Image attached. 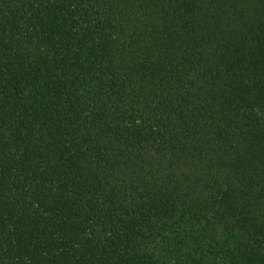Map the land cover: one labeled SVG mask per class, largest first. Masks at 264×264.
I'll use <instances>...</instances> for the list:
<instances>
[{
  "label": "trees",
  "instance_id": "16d2710c",
  "mask_svg": "<svg viewBox=\"0 0 264 264\" xmlns=\"http://www.w3.org/2000/svg\"><path fill=\"white\" fill-rule=\"evenodd\" d=\"M0 264H264V0H0Z\"/></svg>",
  "mask_w": 264,
  "mask_h": 264
}]
</instances>
